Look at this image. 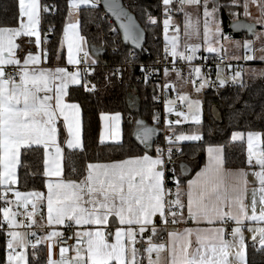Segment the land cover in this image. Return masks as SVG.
<instances>
[{
  "label": "snow or ice",
  "instance_id": "snow-or-ice-1",
  "mask_svg": "<svg viewBox=\"0 0 264 264\" xmlns=\"http://www.w3.org/2000/svg\"><path fill=\"white\" fill-rule=\"evenodd\" d=\"M99 4L101 0H65L61 50L55 53L57 60L64 58L66 46L64 66H45L49 53L42 44L55 32V26L50 25L48 33L41 35L42 16L60 11L59 4L15 0L16 26L0 25V234L6 238L5 264H41L40 253L45 249L43 264H249V239L256 252H264V133L232 132L229 143H246L245 167L241 168L226 167L225 145H208L206 163L186 183L182 182L183 173L177 172L174 156L183 155L181 142L204 139L203 101L199 97L205 88L229 83L247 87L242 68L225 78L217 64L216 79L212 80L210 73L194 63L209 57L197 53L203 47L218 58L264 63V0H161L162 58L168 61L171 57L172 67L163 68L165 82L154 85V90L176 91V99L164 100L165 112L176 117L164 119L165 147L156 145L153 155V137L159 129L130 116L138 145H129L125 151L123 114L102 112L98 144L119 150L123 158L89 161L82 171L73 164L72 175H66L69 157L65 151L69 156L85 151L81 106L67 98L73 86L96 91L89 77L100 59L90 55L79 17ZM103 6L118 21L116 26L110 23L108 31L116 38L122 33V42L133 49L142 48L143 32L120 0H103ZM252 7L258 12L255 17ZM192 8L197 13L202 9V44L188 42L193 36L200 37V16L193 19L188 11ZM225 8L236 18L230 27L246 29L255 39L232 41L224 33L219 13ZM237 8H242V13L232 10ZM141 11L148 24L159 23L146 9ZM177 13L184 15L183 50L181 28L174 20ZM241 14L245 21L238 19ZM25 38L39 51L25 50ZM227 41L242 49L243 55L229 57L224 47ZM94 51L99 53L101 47ZM134 57L135 52L129 50L125 62L132 64ZM177 59L188 65L187 76L176 67ZM226 67L231 70L233 65ZM140 68L145 85L160 71L155 66L151 71L144 65ZM123 71L117 67L105 80L110 83L112 77L122 78ZM173 74L176 80L170 82ZM260 74L264 75V70ZM177 81L181 88L190 85L196 98L176 90ZM152 120L159 124V115L154 114ZM185 125L192 130H179ZM32 152H42L45 191H21L18 187V170L25 167L24 158ZM189 223L193 226H187ZM169 224L174 226L172 230H168ZM161 232L167 240L161 238ZM65 240L73 243H62Z\"/></svg>",
  "mask_w": 264,
  "mask_h": 264
},
{
  "label": "trees",
  "instance_id": "trees-1",
  "mask_svg": "<svg viewBox=\"0 0 264 264\" xmlns=\"http://www.w3.org/2000/svg\"><path fill=\"white\" fill-rule=\"evenodd\" d=\"M126 11L133 16L134 20L141 27L145 34V42L142 48H146L151 57L140 59L139 62L151 61L152 58L163 54V15L160 5L161 0H121ZM221 3H228L229 0H220ZM43 3L59 4L60 11L50 14H44L43 18V35L47 33L50 25L55 26V32L48 34L52 38L47 40L49 51V61L54 63L55 53L59 51L60 41L62 39V28L67 16L65 0H43ZM126 4H129L126 6ZM141 8L146 9L157 18L159 23L151 25L146 22V16L142 13ZM242 13V8L232 9ZM15 0H0V25L16 26L15 20ZM222 20V27L225 32L235 37H247L245 30L234 29L230 27L233 21L227 8L219 13ZM175 18L182 20L183 13H177ZM82 24V34L89 41L91 53L99 56V64L96 66L95 73L89 77L91 84L96 85L95 92H87L83 87L71 88V95L68 101L79 103L83 113V142L85 151L76 152L69 156L68 150L65 155L69 158L66 163V175H72L71 168L73 164L78 171H82L83 166L89 161L106 162L112 159L123 158V153L109 147L98 144L101 122L100 114L119 111L124 117V143L125 151L129 145L134 147L138 145L132 132L133 125L129 123V117L134 116L142 119L149 126H155L152 120L154 114L157 115V109L153 104L154 82L149 81L144 84L143 79L139 82L124 80L120 83L117 77H112L111 82L105 80V76L113 71V68L123 67L127 64L125 57L129 50H133L131 44L122 42V33L119 38L114 37L109 31V19H111L99 5L96 10L82 11L80 13ZM236 19V18H235ZM238 19L245 21L246 18L241 14ZM112 20V19H111ZM113 21V20H112ZM251 22V21H248ZM113 26L118 25L117 21L111 23ZM113 39L117 40L113 44ZM101 47L99 53L94 49ZM117 47L118 52H113ZM203 55V54H202ZM247 87L239 88L237 85H226L221 89H211L205 93L204 115H203V136L201 142H187L181 144L183 155L174 156L177 172L180 173V165L187 163L192 167V173L185 177L182 175V182L186 183L197 171L206 163V147L208 145H225L226 167L236 169L245 167L244 160L246 155V143L234 142L229 143L232 132L234 131H258L264 133V75L247 73L243 77ZM132 89L138 92L139 109L133 111L128 105V97ZM218 109V112L215 111ZM158 128V127H157ZM189 132L192 129L185 125L182 129ZM64 134L61 135V142L64 140ZM156 145L165 147L162 134L158 131L153 137V151ZM139 145V148H142ZM25 167L18 170L19 189L21 191L41 190L43 188V155L42 152H32L26 154L24 158ZM173 167V165H169ZM164 232H161V237ZM6 238L0 235V264H5ZM31 253V250H29ZM41 264L46 259L45 250L40 253ZM249 264H264V252H256L251 245L248 248ZM35 264V262H33Z\"/></svg>",
  "mask_w": 264,
  "mask_h": 264
},
{
  "label": "built area",
  "instance_id": "built-area-1",
  "mask_svg": "<svg viewBox=\"0 0 264 264\" xmlns=\"http://www.w3.org/2000/svg\"><path fill=\"white\" fill-rule=\"evenodd\" d=\"M128 5L129 4H126V6H128ZM109 22L113 23V21L111 19H109ZM177 24L180 26L181 31H182V27H183L182 22L180 21ZM47 33H48V29H47ZM133 51L135 52V57L131 58L133 60V63L132 64L127 63L125 66H123V69H124L123 76H122V78H118L119 82L123 83L124 80H126V79H127V81H133V80L135 82L141 81L143 79L144 74L141 72L140 66L144 65L149 69V71H151L152 66L159 68L160 71L156 75L152 76L151 80L155 83L154 85L163 84L165 82V79L163 77V68L165 66H167L169 68L172 67L171 57L168 58V61H165L162 58L163 57V54H162L160 56L152 58L151 61H147V62L142 63V62H139V60L143 59V58H150L151 57L150 52L146 48L133 49ZM197 56L198 57H201V56H208L209 57L207 61H204V60L198 58L194 63L196 65L201 66L202 71L204 73H206V74L210 73V76L214 78L212 80H215L216 65L217 64L220 65L221 69H226L228 71L229 75L234 73L236 70H239L240 68H242L243 72H245V69L249 65V62H245L243 60H240V61L231 60L230 61L227 58H223V57L218 58L215 54L214 55H197ZM229 63H231L233 65L231 70H229L226 67L227 64H229ZM176 67L182 70L184 76L188 75L189 68L185 62L179 61L177 59ZM114 69L115 68H113V70ZM168 79L170 82L176 80L174 74L172 76H170ZM229 85H233V84L229 83ZM179 87H180V83L177 81L176 82V90L180 91ZM221 88H223V87H220V88H216V87L212 88L211 87V88H209V90H211V89L215 90V89H221ZM191 89H192V87H191ZM154 95L156 97H158V99H156V100L153 99V104L157 109V115H159V117H160L159 124H155V125L158 127L159 132L162 134L163 139H164L165 135L167 134L166 127L164 125L165 117L167 116L168 119H173V120L176 119L174 114L169 115L165 112L164 100L165 99H176V91L168 90L167 92H162L159 87H155ZM177 106H179L178 101H177ZM129 120H130V117H129ZM164 143H165V139H164ZM169 187H172L171 183H169ZM157 222H158V226H159V221H157ZM167 227H168V230H170L173 227V225L169 224ZM230 231H231V229L229 228V232ZM0 235H3V234H0ZM62 243L71 244V243H73V241L65 240V241H62ZM4 251H5V254L7 255L6 247L4 248Z\"/></svg>",
  "mask_w": 264,
  "mask_h": 264
},
{
  "label": "rangeland",
  "instance_id": "rangeland-1",
  "mask_svg": "<svg viewBox=\"0 0 264 264\" xmlns=\"http://www.w3.org/2000/svg\"><path fill=\"white\" fill-rule=\"evenodd\" d=\"M252 13H253V17H255V16H257L258 15V12H257V10H256V8L255 7H252ZM188 11H190L191 13H192V15H193V19H195L196 18V16L197 15H199L200 16V37H199V39L196 37V36H193L192 38H191V40L190 41H188L189 43H203V16H202V9L200 10V12L199 13H197V10L196 9H194V8H192V9H188ZM233 19H235V18H233ZM174 20H175V23L177 24V23H179L180 21L182 22V25H183V22H184V17H183V19L182 20H178V18H175L174 17ZM223 28V27H222ZM243 30V29H242ZM245 30V29H244ZM261 29H260V27H259V25H258V30L257 31H260ZM223 31H224V29H223ZM224 33L226 34V35H229L231 38H232V41H243V40H245V39H255L254 37H252V38H248V37H245V38H243V37H235L234 35H231V34H229V33H227V32H225L224 31ZM170 35L172 34L171 33V31H170V33H169ZM185 40H186V38L184 37V35H183V27H182V31H181V50H183V44L185 43ZM259 46V44L257 43V47ZM224 47L227 49V55L230 57V56H233V55H237V56H240V55H243V50L242 49H237L233 44H232V42L231 41H227V42H224ZM214 55V54H209V53H206L205 51H203V47L201 48V50L197 53V55ZM259 54V53H258ZM236 61V60H235ZM253 69H251V70H249L248 71V73H253V71H252ZM254 70H255V73L256 74H258V75H261L260 74V72H261V70H264V63H261V62H258V64H257V66H256V68H254ZM244 73H246V70H245V72ZM222 75L225 77V78H227L228 76H229V74H228V71L226 70V69H222ZM211 77V76H210ZM243 77H244V75H243ZM211 79H214L213 77H211ZM215 79H216V75H215ZM226 85H229V84H226ZM225 85V86H226ZM224 86V87H225ZM209 88H211V87H209ZM209 88H205L204 90H203V92L200 94V97L199 98H201L202 99V101H203V115H204V103H205V93L209 90ZM213 88V87H212ZM179 89H180V91H184V92H188V93H190L191 95H192V97L193 98H196V94L192 91V89H191V86L190 85H185L183 88H181V85H180V87H179ZM187 142H190V141H185V142H181V144H183V143H187Z\"/></svg>",
  "mask_w": 264,
  "mask_h": 264
},
{
  "label": "crops",
  "instance_id": "crops-1",
  "mask_svg": "<svg viewBox=\"0 0 264 264\" xmlns=\"http://www.w3.org/2000/svg\"><path fill=\"white\" fill-rule=\"evenodd\" d=\"M42 2H43V0H42ZM99 5H100V4H99ZM99 5H98V6H99ZM252 14H253V13H252ZM43 18H44V15L42 16V21H41V35H42V37L44 36V35H43V28H42ZM75 18H76V17H73V19H75ZM257 30H258V25H257ZM18 42H20V41L18 40ZM22 46L25 48V50H27V49L30 48L33 52H38V51H39V49H37V48L35 47L34 44H33V45H29V44H27V42H26V38H25V42L23 43ZM42 47L48 51L47 41H46L45 43L42 44ZM88 49H89L90 55H93V58H95L96 55L91 53V51H90L91 48H90L89 44H88ZM60 50H61V45H60V47H59V51H60ZM48 53H49V51H48ZM63 57H64V58H62V59H60V60H57V59H56L54 63H50V61H49V59H48L47 64H46L45 66L53 67V66H55V65H57V64H59L60 66H64V65L66 64V46H63ZM257 64H258V62H249V65H248L247 68L245 69V70H246V73H245V74H247L248 71L251 70V69L254 70V68H256ZM69 70H70V71L72 70V67H71V66H69ZM245 74H244V75H245ZM75 87H77V86H73L72 88H75ZM67 99H68V98H67ZM69 102H70V101H69ZM128 105L130 106V108H131L133 111H137V110L139 109V105H140V103H139V97H138V92H137L135 89H132L131 92H130V94H129V97H128ZM81 118H82V135H83V113H82V108H81ZM100 122H101V120H100ZM61 123H62V122H61ZM123 129H124V117H123ZM101 130H102V122H101ZM100 133H101V131H100ZM60 140H61V137H60ZM206 161H207V153H206ZM195 175H196V173H195L190 179L194 178ZM249 180H252V177H251V176H249ZM44 191H45V190H44ZM187 226L192 227L193 225H192L191 223H189ZM202 226H203V225H202ZM173 227H174V226H173ZM173 227H172L170 230H172ZM178 227H179V228H183V227H185V225H179ZM245 236H246V237L249 236V233H248L247 231H245ZM161 238H162L163 240H167V236H166V233H165V232H164V235H163ZM157 242H160V239H157ZM248 243H249V245H251V240H250V239H249ZM55 251H56V253H57V255H56L55 258H58V249H56ZM46 255H47V253H46V249H45V256H46Z\"/></svg>",
  "mask_w": 264,
  "mask_h": 264
},
{
  "label": "water",
  "instance_id": "water-1",
  "mask_svg": "<svg viewBox=\"0 0 264 264\" xmlns=\"http://www.w3.org/2000/svg\"><path fill=\"white\" fill-rule=\"evenodd\" d=\"M120 3L123 5V3H122V1L120 0ZM101 6H102V8H103V10L105 11V13L113 20V21H116L115 20V17H112L111 16V13H108L107 12V9H105L104 8V6H103V0H101V4H100ZM126 10V9H125ZM118 22V21H117ZM139 26V25H138ZM140 27V26H139ZM140 29H141V27H140ZM142 30V29H141ZM142 32H143V30H142ZM245 33H246V35H247V37L248 38H252L253 36L250 34V33H248L247 32V30L245 29ZM50 38H52V35L51 36H47V40L48 39H50ZM145 34H144V32H143V40H142V45L144 44V42H145ZM215 111L216 112H218V109L217 108H215ZM180 170H181V172L183 173V176H185V177H187V176H189L191 173H192V167L189 165V164H187V163H182L181 165H180Z\"/></svg>",
  "mask_w": 264,
  "mask_h": 264
}]
</instances>
